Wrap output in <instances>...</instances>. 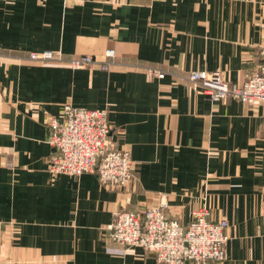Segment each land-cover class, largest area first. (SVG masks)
Returning <instances> with one entry per match:
<instances>
[{"label":"crops","instance_id":"obj_1","mask_svg":"<svg viewBox=\"0 0 264 264\" xmlns=\"http://www.w3.org/2000/svg\"><path fill=\"white\" fill-rule=\"evenodd\" d=\"M263 47L264 0H0V264H156L107 228L160 200L182 226L202 205L229 223L225 260L208 264H264V110L212 103L188 79L241 86ZM45 50L64 61L28 60ZM84 55L109 70L69 67ZM65 104L106 112L134 162L129 188L49 172L48 122Z\"/></svg>","mask_w":264,"mask_h":264},{"label":"built area","instance_id":"obj_2","mask_svg":"<svg viewBox=\"0 0 264 264\" xmlns=\"http://www.w3.org/2000/svg\"><path fill=\"white\" fill-rule=\"evenodd\" d=\"M114 49H106L104 56L112 59ZM262 64L245 75L241 86L224 81L215 72H191L189 81L200 85L212 103L234 99L250 106H262L264 110V47L260 51ZM28 60L35 63L63 62L61 52L45 50L31 52ZM73 70L99 64L108 71L110 63H98L91 56H79L68 60ZM151 78H163L158 70H149ZM49 144L52 148L48 158L49 172L53 175L80 176L96 174L100 185L114 190L129 188L135 179L134 162L130 152L111 141L112 128L107 114L101 110H90L65 104L61 118H50ZM167 204L160 200L156 206L142 213L122 209L114 213L108 226L111 243L123 248L142 247L155 254L156 264H208L225 260L228 237L226 220L213 222L210 208L202 205L192 211V221L182 226L167 216ZM109 252H120L108 249Z\"/></svg>","mask_w":264,"mask_h":264},{"label":"water","instance_id":"obj_3","mask_svg":"<svg viewBox=\"0 0 264 264\" xmlns=\"http://www.w3.org/2000/svg\"><path fill=\"white\" fill-rule=\"evenodd\" d=\"M154 256H155V254H154Z\"/></svg>","mask_w":264,"mask_h":264}]
</instances>
